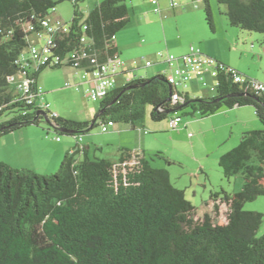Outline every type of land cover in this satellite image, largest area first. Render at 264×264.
<instances>
[{
	"label": "trees",
	"instance_id": "trees-1",
	"mask_svg": "<svg viewBox=\"0 0 264 264\" xmlns=\"http://www.w3.org/2000/svg\"><path fill=\"white\" fill-rule=\"evenodd\" d=\"M79 1L72 0L73 18L66 23L67 32L55 35L53 52L63 57L86 51L89 57L81 61L83 67L90 66L91 59L102 64L119 56L116 35L129 22L125 0H104L86 17ZM215 1L225 6L223 15L230 27L264 34V0ZM202 3L205 23L214 33L210 2ZM57 4L0 0V137L40 124L37 111L15 99L9 78L18 73L16 60L41 31L40 21ZM60 68L66 66L50 67ZM45 69L33 73L37 85ZM217 83L213 97L191 98L179 90L183 102L174 104L171 96L177 90L158 74L117 86L100 102L91 121L48 119L56 132L64 130L67 133H58L76 138L109 121L141 130L147 115L160 122L181 117L179 112L186 109L185 116L207 118L223 109L251 107L261 127L244 133L238 145L218 161L223 180L242 178L239 192L211 193L212 212L198 216L168 171L152 168L143 152L136 166L117 174L113 167L134 151L122 150L119 161L112 163L91 160L83 148L82 160L75 158L80 153L67 154L50 175L0 162V264H264V234L257 237L264 214L244 210L247 203L264 197V97L225 74L218 75ZM218 200L226 206L223 224L216 223L221 214Z\"/></svg>",
	"mask_w": 264,
	"mask_h": 264
},
{
	"label": "rangeland",
	"instance_id": "rangeland-1",
	"mask_svg": "<svg viewBox=\"0 0 264 264\" xmlns=\"http://www.w3.org/2000/svg\"><path fill=\"white\" fill-rule=\"evenodd\" d=\"M57 2L55 9L49 12L53 19L61 20L64 23H70L73 18L74 5L72 0H53ZM104 0H80L78 8L86 17L88 13L100 2ZM149 0H125L128 8L129 22L126 27L121 30L117 36L126 34L139 39L140 33L143 32L148 35L150 39L158 38V43L164 44L168 41V45L174 46L177 43L178 30L172 20L171 11L166 20L162 23L157 20L156 25L152 24L151 17H156L152 12V7L148 3ZM178 1V0H175ZM213 18L223 15L225 6L218 5L215 0H209ZM165 4V3H164ZM202 0H184L181 6L176 9V17L184 13L180 21V33L182 42L193 45L194 40L203 38L206 34L207 37L213 34L210 33L208 26L204 23L205 14L203 10ZM168 14V13H167ZM175 17V18H176ZM198 18L202 24V32L192 28L194 24L191 23L190 18ZM202 19V21H201ZM225 19H227L225 17ZM223 20V19H222ZM192 28V29H190ZM190 29V30H188ZM232 32L226 34L223 32L220 35L212 38L209 42L210 45L215 46L220 52L228 54L232 59L238 61L244 68L249 69V74L245 73L250 78L255 74H262L264 72V34H251L253 37L259 38L257 41H242L238 33L239 30H231ZM243 35H250L246 33ZM143 36V35H141ZM147 39L146 37H142ZM176 39V40H175ZM175 40V41H172ZM251 42L254 44V49L251 48ZM155 52L161 50L160 47L155 46ZM146 49L143 45L137 50ZM171 49V48H170ZM147 51L145 50L146 53ZM149 52H151L149 50ZM173 54L172 51H169ZM145 57L146 60L154 62L155 57L151 55L141 54L139 58ZM138 58V59H139ZM157 58V57H156ZM134 61V60H133ZM141 73V71H140ZM77 77L74 72L67 68L43 70L39 75V86L44 93V101L49 105L51 113H55L63 119L86 122L91 121L99 110V102L88 100L85 95L84 87H65L68 81L74 82ZM194 82V81H193ZM201 83L194 82L188 84L184 89L187 91L191 98H201V96H212V93H207L201 86ZM122 85V81L118 80V86ZM11 88H14L11 85ZM189 110L179 112L184 122L198 121L193 128L187 130L183 129L180 125L174 130L168 127V119L160 122H153L148 115L144 119V123L140 126L142 129H132L130 125L120 123L115 124L116 128L125 129L127 133L119 136V134L111 133L105 134L101 132V127L97 126L91 131L81 135L83 145L90 148L89 158L94 159H110L120 155L122 149L130 151H143L149 165L154 169L169 170L171 173V181L175 186L180 187L186 192V199L190 200L194 206H199L204 199V190L200 187L196 198L192 197V190L197 184V168L199 163L203 164L209 175V184H212L216 191H220L222 185L224 191L232 194L241 190L243 180L240 176L232 178L229 182L223 180V176L217 164L211 163L212 154L211 149L216 148L214 140L216 134L213 132H206L202 136L201 141H197L196 129H208L210 126V117L200 118L199 115L194 117L185 116ZM153 125V126H151ZM155 125V127H154ZM112 130V128H109ZM146 132V134H144ZM188 133L193 135L192 139L188 138ZM112 135L113 137L109 136ZM60 138L65 140H74L72 136L61 135L56 132L45 119L40 120L39 126H29L18 129L7 135L0 137V162L13 164V166L30 165L31 158H37L39 152L36 147L30 146L29 141L50 142L49 146L54 142L53 138ZM45 139V140H44ZM196 143L192 146L191 142ZM27 142V143H26ZM132 146L131 148L118 147V146ZM122 148V149H121ZM209 152V155H208ZM42 155V154H41ZM83 158V157H82ZM61 163V162H60ZM59 163V165H60ZM8 164V165H10ZM37 166L42 165L41 162L34 163ZM59 165L54 171L47 174H55L58 171ZM13 167L12 165H10ZM15 168V167H13ZM39 174V173H38ZM194 175V176H193ZM203 179V178H202ZM208 182V180H207ZM210 187V186H209ZM212 189H214L211 186ZM210 188V190H212ZM215 190V189H214ZM214 193V192H213ZM210 193H206L208 199ZM245 211L259 212L264 214V197H260L254 202L247 203L244 206ZM200 213V211H198ZM226 209H222L221 214L216 220L217 224H223L225 221ZM199 216V215H198ZM264 234V222L257 232V237Z\"/></svg>",
	"mask_w": 264,
	"mask_h": 264
},
{
	"label": "built area",
	"instance_id": "built-area-1",
	"mask_svg": "<svg viewBox=\"0 0 264 264\" xmlns=\"http://www.w3.org/2000/svg\"><path fill=\"white\" fill-rule=\"evenodd\" d=\"M163 0H149L150 4L154 7L155 14H161L160 2ZM184 0H171L169 7L171 10L178 9ZM41 31L37 32L30 39V48L23 52L16 60L15 64L18 66V73L9 78V82L13 85V90L16 93L17 100L23 101L32 110L44 112L48 115L49 119L57 118L58 115L51 113L49 105L44 101V93L39 85L33 78V73L37 72L40 68H50L56 66H66L77 71L82 83L88 85L85 90L88 100L101 102L105 99L109 92L117 87L118 76L127 72L128 69L137 68L139 65L138 60L131 62V68H127L124 61L117 55L112 59H108L102 64L95 63L90 60V66H80L83 59L88 58L86 51H73L65 56L55 54L53 51L56 49L55 35L60 32H67L68 26L66 23L58 19H53L51 16L45 17L40 21ZM29 30L33 31V27ZM115 40V37H112ZM83 45L87 46L88 42L82 39ZM157 59L170 66L162 74L170 87L177 90L171 96V102H183L179 95V90H184L190 82L198 80L203 87H208V83L204 80V75H208L213 80V85L209 87L212 93H215L217 87V77L219 74H225L231 78L234 83L245 84L246 90L253 91L257 96L264 97V83L244 79L234 68L229 67L215 58L203 54L195 47H190L189 51L182 56H175L173 54L157 53ZM145 68L151 67L154 63L146 59H141ZM130 82V81H129ZM127 82V83H129ZM70 82L65 83V87H77ZM27 112H22L25 115ZM182 124L181 117H172L168 120V127L171 130L176 129ZM115 124L109 121L107 124L101 126V132L106 133L109 128L114 127ZM193 135L189 134L191 138ZM76 146L71 149L69 155H75L83 151L81 144L82 138L76 137ZM60 138H56L59 141ZM131 157L118 163L113 167V173H125L126 169H131L137 165L142 156L141 151H134L130 154Z\"/></svg>",
	"mask_w": 264,
	"mask_h": 264
},
{
	"label": "crops",
	"instance_id": "crops-1",
	"mask_svg": "<svg viewBox=\"0 0 264 264\" xmlns=\"http://www.w3.org/2000/svg\"><path fill=\"white\" fill-rule=\"evenodd\" d=\"M170 1L171 0H163L160 2L159 6H160L161 14H155L153 12L154 7L152 6V4H150L149 1H148V3L152 7L153 14L156 15V17H151L152 24L156 25L157 20H159L162 23L164 20H166L168 18L170 11L172 12L171 13V16L173 17L172 20L175 23L177 30L179 32L178 36H177V40L175 39L177 41V43H175L174 46L170 47L168 45V41L165 42L164 44H162L160 42L158 43L157 37H155L154 39H150L148 37V35L143 33V32H139L140 33L139 39H137L136 37H133L131 35H126L125 33L122 35H119V36L116 35V41L115 42H116V45L118 48L119 57L122 61H124L126 63L127 68H131V62L133 60L139 61V65L137 68L128 69L127 72L118 76L117 86H118V80L122 81V85L118 86V87H122L127 82L133 81L136 79H140V78L149 79V78L155 77L158 74H160L163 71L170 68L169 65H167L165 63H161L162 61H160L156 58L158 52H161L165 55L167 53L172 54L169 52V51H172L173 55L178 57V56H182V55L186 54L189 51L190 47H195L196 49L200 50L203 54L210 56L212 58H215L219 62L236 69L237 71H239L243 75H245V73H248V74L250 73L248 68L242 67V65L239 64L238 61L236 62V60L232 59L228 54L220 52L215 46L209 44V42L212 40V38L216 37L217 35H220L223 32H225L226 34H229L232 32L231 30H237L235 28L230 27L228 20L225 19V17H222L223 20L220 19L221 17H218V16L214 17L215 32L214 33L210 32L211 34H213V36L210 35L209 37H207V34H206L203 38H198L197 40H194L192 42V43H194L193 45L191 44L188 46V43L184 44L182 42V36L180 33V21L182 18L181 16L184 13L179 14L176 17L175 16L177 13L175 11L176 9L171 10L169 7ZM190 19H191V23L194 24V27L192 26V28H194L195 30L197 29L198 32H202L203 26L200 23V21H198V18L196 17L195 19H193V18H190ZM201 21H202V19H201ZM204 23H205V19H204ZM192 28H190V29H192ZM190 29H188V30H190ZM243 34H246V33H240V34L238 33V36L242 41H249L250 42V41H257L259 39L257 37H253V35H251V34L250 35H243ZM141 35H143L147 39L146 40L143 39L142 38L143 36H141ZM175 40H172V41H175ZM143 45H146V49H141L138 51L137 48H140ZM154 45L157 47H160L159 49H161V50L155 52ZM251 48L254 49L253 42H251ZM145 50L147 52L143 53V52H145ZM149 50L151 52H149ZM141 54L151 55L152 57H155L154 62H153L154 64L149 68H145L141 59H146V58L145 57L139 58V56ZM67 69L74 72L76 77H77V80L75 79L76 81H74V82L68 81V82L72 83L73 85H78L77 87H84V89L86 90L88 85L81 82L78 72L72 70L71 68H67ZM140 71H141V73H140ZM245 76H247V75H245ZM251 77H253L251 79H254V80H257L261 83H264V72L262 74L252 75ZM38 79H39V77H38ZM204 80L208 83V87H203L201 84H200V86L207 93H212L209 90V87L213 85V80L208 75H204ZM193 81L199 82L198 80H193ZM193 81L190 82L189 84L194 83ZM38 84H39V81H38ZM212 94H213L212 96L210 94L208 96L203 95V96H201V98L213 97L215 93H212ZM210 118H212V119H210V121H209L210 126L208 129H205V130L196 129L195 130L197 133L196 139L198 142L200 141L202 143L201 138H202V136H204V133L210 131V132H213L216 134V138L214 140L216 148L211 149V154H212L211 163H215L217 165H218L219 158L223 154H225L226 152L230 151L231 149H233L235 146L238 145V143L240 142L242 135L244 133L254 131V130H258L261 127L259 121L257 120V118L255 116V112H254L253 108H251V107H234L232 109H223V110L219 111L218 113H216L215 115L210 116ZM196 122H198V121L184 122V120H182L181 125L184 126L183 127L184 130H187L189 128H193L195 126ZM151 126H153V125H151ZM154 127H155V125H154ZM110 131H112V133L119 134V136L123 135L124 133H127L125 129L116 128L114 126V127H112V130L108 129V131L105 134L111 133ZM144 134H146V132H144ZM189 134L190 133H188V135ZM109 136L113 137L112 135H109ZM192 138H189V139H192ZM34 140L35 139L33 138V141H29V143H30L29 145L36 147L38 152H39V155L37 158H31V164L30 165L13 166V164H10L9 162H7V163L12 165L15 168H27V169H31V170H33L36 173H39L41 175H47V174L51 173L52 171H54L56 169V167L59 165V163L62 161L64 156L69 154L71 149H73L76 146V139H75V141L74 140H65V139H60L59 141H56L55 138H53L54 142L51 144V146H49L50 142H47L45 144L41 141L35 142ZM191 143L193 146L196 143V141L195 142L192 141ZM81 144L84 147L85 155H87L89 157L90 148L88 146L83 145V140H82ZM118 147L131 148L132 146H130V145L125 146L124 145V146H118ZM122 150H125V149H122ZM122 150H120V151H122ZM141 152H143V151L141 150ZM208 155H209V152H208ZM83 156H84V154L82 153V154H78L75 158H79L80 160H82ZM112 156H113V158L106 159V160H109L112 163H116L119 161L120 155L118 156V154H117L115 156V154H112ZM33 162L34 163L41 162L42 165L37 166L36 164H33ZM196 170L198 173H197V175H195V176L193 175V176L195 177V179H197L198 182H197V184H195V188L191 192L192 197L193 198L197 197L198 189L201 187L205 192V194H204V199H205L206 193L208 191L210 194L213 192L215 193L216 188L212 184L208 185L210 183L209 182V175H208L209 172L203 164L199 163L198 168ZM167 171H168L170 179H171V173L169 172V170H167ZM207 180H208V182H207ZM211 186L215 190L212 189ZM175 187L182 190L178 186H175ZM217 187H221L224 189V187H222V185L217 186ZM210 188L212 190H210ZM184 193H185V197H186V192L184 191ZM204 199L202 200V203L199 206H197V205L194 206L196 209V214L199 216H202L205 213L210 214L212 212V209L214 206V202L210 200V195H209L208 199H206V200H204ZM216 203L220 206V212H222L223 208L226 209V206L224 204H221L220 200H218ZM198 211H200V213Z\"/></svg>",
	"mask_w": 264,
	"mask_h": 264
},
{
	"label": "water",
	"instance_id": "water-1",
	"mask_svg": "<svg viewBox=\"0 0 264 264\" xmlns=\"http://www.w3.org/2000/svg\"><path fill=\"white\" fill-rule=\"evenodd\" d=\"M168 101H170V97H169V99H168ZM196 102H198V101H196ZM184 107V106H183ZM180 108H182V107H179V108H177L176 110H171V111H169V112H167L166 114H170V113H174L175 111H177L178 109H180ZM37 117H42L43 119H45L51 126H53V123L48 119V117H47V115L44 113V112H39V113H37ZM58 132L59 133H67L66 131H64V130H58Z\"/></svg>",
	"mask_w": 264,
	"mask_h": 264
}]
</instances>
